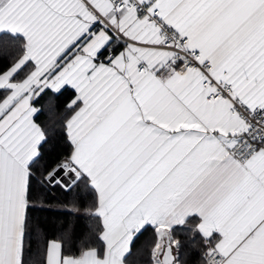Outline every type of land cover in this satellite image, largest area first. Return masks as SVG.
Segmentation results:
<instances>
[{"label":"snow or ice","instance_id":"obj_1","mask_svg":"<svg viewBox=\"0 0 264 264\" xmlns=\"http://www.w3.org/2000/svg\"><path fill=\"white\" fill-rule=\"evenodd\" d=\"M140 256L264 264V0H0V264Z\"/></svg>","mask_w":264,"mask_h":264},{"label":"trees","instance_id":"obj_2","mask_svg":"<svg viewBox=\"0 0 264 264\" xmlns=\"http://www.w3.org/2000/svg\"><path fill=\"white\" fill-rule=\"evenodd\" d=\"M69 99L70 98L67 95L59 97V99L55 101L52 105V107L55 108V113L54 115L50 116L49 98L45 97L44 100L41 102L43 106V112L38 117V121L41 123H47L50 120L54 121L60 115V113L63 112L64 108L66 107V104L69 102ZM46 151L50 154L49 158L55 160L63 151V144L59 141L51 142L49 145H46ZM75 195L76 192L74 190L65 191L60 187H56L51 191H48L45 194V198L53 200L55 202L66 203L70 202L75 197ZM34 214L39 215L42 219L46 217L49 225L54 226L52 230L56 233H58L63 228H69L72 226H75L77 233H79L83 229L84 221L76 219L71 214H49L46 212H38ZM149 235L150 233H145L136 241L134 251L135 249H139L145 245V241L148 239ZM136 259L139 261V264H145L147 257L140 256Z\"/></svg>","mask_w":264,"mask_h":264}]
</instances>
